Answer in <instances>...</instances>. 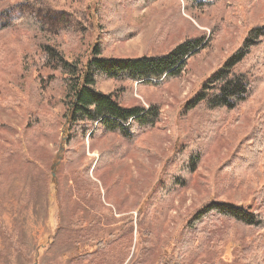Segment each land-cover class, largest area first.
<instances>
[{"label": "rangeland", "instance_id": "rangeland-1", "mask_svg": "<svg viewBox=\"0 0 264 264\" xmlns=\"http://www.w3.org/2000/svg\"><path fill=\"white\" fill-rule=\"evenodd\" d=\"M31 16L37 28L13 24ZM0 19V264H264V227L225 219L200 225L207 237L193 258L178 261L177 250L186 223L212 201L264 217V61L253 54L242 65L255 68L236 109L185 108L264 25V0H0ZM193 38L207 43L180 74L135 85L137 100L121 93L127 105L160 108L154 129L130 144L113 134L78 140L53 174L65 86L44 45L83 64L96 44L103 57L138 58ZM236 151L244 158L232 159Z\"/></svg>", "mask_w": 264, "mask_h": 264}, {"label": "trees", "instance_id": "trees-1", "mask_svg": "<svg viewBox=\"0 0 264 264\" xmlns=\"http://www.w3.org/2000/svg\"><path fill=\"white\" fill-rule=\"evenodd\" d=\"M15 22L18 25L38 27L33 16L18 17L13 20V24ZM206 43L202 38L188 39L177 44L166 54L144 55L138 58L103 57L100 45L96 44L92 56L83 64L79 61H68L56 48L44 45L46 66L61 75L60 78H55L57 81H63L65 86L64 123L58 152L52 162L53 174L58 171L61 160L69 156L71 144L78 140L84 141L88 136L94 142L93 138L98 134H113L130 144L140 135L154 129L161 116L160 108L155 104H149L147 107L141 104L127 105L126 101L121 100V93H127L129 98L137 100L133 96L135 85L140 91L144 85H160L166 79L175 77L184 70L187 59ZM257 51H261V54ZM253 54L255 61H264V25L250 29L242 45L201 85L185 108L191 110L201 103L207 104L211 109L234 110L239 107L251 94L249 72L255 67L242 65ZM240 66L245 68V71H237ZM101 79L114 80L119 88L116 92L104 93L96 88ZM249 140L252 141V146L254 143L262 144L260 135L256 133ZM73 148L71 147L72 152L75 150ZM242 158L244 155L241 151H236L232 157ZM98 164L99 160L94 171ZM210 219H225L246 226L264 227L262 214L232 203L212 201L197 210L186 223L177 249L181 252L178 261L184 263L193 258L197 247L207 237L205 233H202L204 236H199V227ZM0 228H5L1 217ZM247 264L255 263L251 260Z\"/></svg>", "mask_w": 264, "mask_h": 264}]
</instances>
